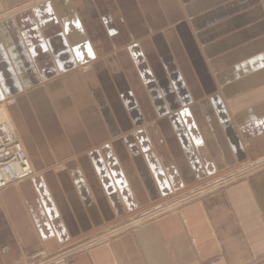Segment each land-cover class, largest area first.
Wrapping results in <instances>:
<instances>
[{
	"label": "crops",
	"instance_id": "crops-1",
	"mask_svg": "<svg viewBox=\"0 0 264 264\" xmlns=\"http://www.w3.org/2000/svg\"><path fill=\"white\" fill-rule=\"evenodd\" d=\"M9 99L0 264H264V0H0Z\"/></svg>",
	"mask_w": 264,
	"mask_h": 264
},
{
	"label": "built area",
	"instance_id": "built-area-1",
	"mask_svg": "<svg viewBox=\"0 0 264 264\" xmlns=\"http://www.w3.org/2000/svg\"><path fill=\"white\" fill-rule=\"evenodd\" d=\"M33 176L34 171L18 137L4 128L0 122V190Z\"/></svg>",
	"mask_w": 264,
	"mask_h": 264
},
{
	"label": "rangeland",
	"instance_id": "rangeland-1",
	"mask_svg": "<svg viewBox=\"0 0 264 264\" xmlns=\"http://www.w3.org/2000/svg\"><path fill=\"white\" fill-rule=\"evenodd\" d=\"M88 70H89V67L87 65H82L80 68H78V72L79 73H82V74L86 73ZM13 103H14V101L13 100L11 101V99L5 100V101H3V102L0 103V110H2V112H0V118H1V121H4V122L7 121L9 123L8 125H9L10 128L8 127V131H12V133H14L18 137L15 129L12 126V123L10 121V117L8 115V108L11 105H13ZM18 139H19L20 145H22V141L20 140L19 137H18ZM49 167L60 171V170H63L64 169L65 165L62 164V163H56V164L50 165ZM33 170H34V168H33ZM34 173H36L35 170H34ZM31 178H29V179H31ZM29 179H27V180H29ZM24 181H26V180H24ZM21 182H23V181H19V183H21ZM19 183H17L16 185H18ZM179 199H181V198L174 199V200H170L169 199L168 201H164V202H162L160 204L158 203L155 206L152 205L147 211H143V212H140V213H135V214L127 217L125 220L120 221L119 223H116L114 225L116 227H112V229L106 228L105 230H108L109 229V231H106V232H110V233H107V235L108 236L111 235L115 230H119V233H120V231H124L125 229H128V228L131 229L132 226H136V225L139 226V224H141L143 221L150 220L152 218H156V217H158L160 215L159 214V215H156L155 216L156 213H159L162 210L167 209V208H169V210H171L173 208H176V207L180 206L182 202L181 201H178ZM189 200H191V199H189ZM189 200L187 199V201H189ZM163 213H165V212H163ZM163 213H161V214H163ZM134 222H137V223L134 224ZM139 222H141V223H139ZM114 234H116V233H114ZM76 244L77 245H71L72 247L70 246L71 248L69 247L70 249L67 248L66 250L69 251V250H71L73 248L80 249L82 246L85 245V244H82V243H76Z\"/></svg>",
	"mask_w": 264,
	"mask_h": 264
},
{
	"label": "bare ground",
	"instance_id": "bare-ground-1",
	"mask_svg": "<svg viewBox=\"0 0 264 264\" xmlns=\"http://www.w3.org/2000/svg\"><path fill=\"white\" fill-rule=\"evenodd\" d=\"M9 105V104H8ZM8 107V106H7ZM5 110V109H4ZM0 112H2V110H0ZM0 122H1V125L2 126H4V128H6L7 130H8V127H9V123L7 122V121H1V118H0ZM10 128V127H9ZM10 130V129H9ZM21 147H22V149H23V151H24V148H23V146L21 145ZM25 152V151H24ZM26 154V153H25ZM27 156V155H26ZM27 159H28V157H27ZM29 161V160H28ZM30 166H31V164H30ZM33 169V168H32ZM19 183V182H18ZM172 208V207H171ZM169 210V208L168 209H166V210H164V211H168ZM164 211H162V212H160V213H163ZM157 214V213H156ZM137 222H134V224H136ZM140 223V222H139ZM130 227V226H129Z\"/></svg>",
	"mask_w": 264,
	"mask_h": 264
}]
</instances>
